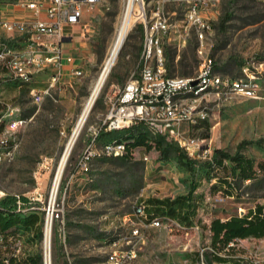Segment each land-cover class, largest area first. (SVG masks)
<instances>
[{
    "label": "rangeland",
    "instance_id": "rangeland-1",
    "mask_svg": "<svg viewBox=\"0 0 264 264\" xmlns=\"http://www.w3.org/2000/svg\"><path fill=\"white\" fill-rule=\"evenodd\" d=\"M17 0H0V5H12ZM147 7L157 0H145ZM162 10L170 19H183L181 0H162ZM124 0H98L83 6L81 22L72 27L73 38L63 43L74 61L71 68L81 74L60 77L50 87L40 103L32 101L31 87L44 88L51 81L52 70L46 69L31 82L14 79L0 65V96L14 107L13 116L27 118L18 136L19 146L11 159L0 162V200L9 196L20 203L8 206L19 213L36 211L40 215V230L19 233L18 239L0 244V256L6 264H14L29 255H38L43 264V222L49 205V195L64 144L78 117L91 85L108 54L120 23ZM228 15L221 28V20ZM213 31L207 39V51L215 69L222 75L239 76L244 64L258 66L261 98H246L238 94L208 93L192 99L194 110L203 109L207 116L198 126L183 124L181 131L191 139L206 137L211 152L219 149L234 154L241 152L255 162L264 160V0H215L210 15ZM110 69L85 123L66 160L57 185L51 210V264H112L108 258L111 243L119 250L128 248L131 223L140 202L149 197L174 198L186 194L191 182H201L193 196L197 210L185 227L169 231L164 225L149 227L135 243L136 256L124 264H221L212 260L209 224L214 217L245 212L256 203L264 205V171L256 179L235 182L232 196L211 192L204 179L205 159L196 155L193 172L173 149H166L160 135L147 132L148 147L138 145L127 157H97L86 174L78 173L69 181L70 173L82 152L90 133L108 108L113 96L129 76L137 71L142 35L136 21ZM4 30L0 27V34ZM1 38V37H0ZM197 42L191 34L185 38L179 31L170 35L164 53L172 75L191 76L198 72L201 59ZM262 63V64H260ZM72 70V69H70ZM6 111L0 104V113ZM130 134L146 131L135 124ZM64 131V134L61 133ZM126 130L100 134V138L126 139ZM148 155V161L142 159ZM146 203V201H145ZM184 225V223L182 222ZM19 247V249L16 248ZM113 248V247H112ZM233 254L236 264H264V240H238ZM224 251L220 256H224ZM234 264V263H227Z\"/></svg>",
    "mask_w": 264,
    "mask_h": 264
},
{
    "label": "built area",
    "instance_id": "built-area-1",
    "mask_svg": "<svg viewBox=\"0 0 264 264\" xmlns=\"http://www.w3.org/2000/svg\"><path fill=\"white\" fill-rule=\"evenodd\" d=\"M97 1L17 0L12 5L25 10L23 16L18 18L8 17L10 9L0 5V26L9 33L8 37L0 40V65L21 82H31L35 74L46 69L52 70L51 81L47 86L29 89L34 103H40L43 96L49 93L50 87L62 76V45L73 38L72 27L81 22L83 6H91ZM129 1L124 0L125 7ZM161 1L157 0L156 4L147 7L145 0H131V27L136 21L142 27L137 71L108 98L107 111L100 122L89 129L88 140L78 157L75 170L69 175V181L75 179L78 173L89 172L97 157L124 156L128 149L123 139H101L100 134L126 129L136 123H142L149 134L177 141L190 156L196 155L211 161L213 152L204 142L206 137L191 139L181 131L183 124L196 126L207 116L203 109L194 110L192 99L208 93L225 96L238 94L254 99L262 97L261 70L258 66L244 64L239 76L222 75L215 69L214 61L206 50L208 36L213 31L210 15L215 0H181L184 12L180 22L170 19L163 12ZM176 30L185 38L193 34L197 42L196 52L201 62L194 75L169 73L164 47ZM66 59L71 61L73 57L67 55ZM72 74L79 75L81 70L74 68ZM0 104L6 107V111L0 113L1 162L14 156L20 142L18 132L28 119L13 116L14 107L4 102L1 96ZM61 133L64 134V131ZM129 152L134 154L133 149ZM142 159L148 161V155H143ZM16 202L20 203L19 198ZM135 216L134 220L128 219L131 223L130 238L125 241L128 248L119 250L114 247L117 242L111 243L108 258L112 264H124L135 257V243L143 238L144 230L149 227L164 225L169 231L186 228L171 217L148 219L142 206H137ZM235 243L236 240H232L228 246H234Z\"/></svg>",
    "mask_w": 264,
    "mask_h": 264
},
{
    "label": "trees",
    "instance_id": "trees-1",
    "mask_svg": "<svg viewBox=\"0 0 264 264\" xmlns=\"http://www.w3.org/2000/svg\"><path fill=\"white\" fill-rule=\"evenodd\" d=\"M226 15L220 22L221 28L226 21ZM137 29L142 35L141 25H137ZM170 73V72H169ZM171 74V73H170ZM202 120L196 126L203 123ZM142 124V123H136ZM135 125V124H134ZM133 125V126H134ZM143 125V124H142ZM133 126L126 128L124 134L126 139L123 141L126 144L128 151L122 157L132 155L129 151L138 145H148L147 131H140L136 134H130ZM124 130V129H122ZM116 131V130H114ZM114 131L104 134H112ZM163 137L166 149H173L177 157L184 160L187 167L193 172L194 160L189 158L183 148L177 142L170 138ZM202 173L204 179L209 182L211 192H222L225 195H233L235 192V182L249 179H256L260 172L264 171V160L255 162L251 157L236 152L229 154L219 149L213 151L211 161L203 162ZM201 182H191L189 190L186 194L177 195L174 198H158L149 197L145 201L140 202L137 206H142L143 213L148 219L153 217L159 218H175L181 223L190 222L197 210V203L202 194L193 196ZM16 203L14 196H9L0 200V244L8 243L9 239H18V234L21 232H32V237L40 230L38 226L41 218L38 212L29 211L22 214L12 210L8 204ZM210 230V247L212 251V260L226 261L225 257L219 256L217 253L229 248L228 243L237 238H245L247 236L263 237L264 236V210L263 205L256 203L254 209H248L246 213L239 216L233 214L225 220L219 217L211 219L209 224ZM38 255H29L24 259L15 260L14 264H39ZM6 256H0V264H6ZM236 264V261L233 262Z\"/></svg>",
    "mask_w": 264,
    "mask_h": 264
},
{
    "label": "bare ground",
    "instance_id": "bare-ground-1",
    "mask_svg": "<svg viewBox=\"0 0 264 264\" xmlns=\"http://www.w3.org/2000/svg\"><path fill=\"white\" fill-rule=\"evenodd\" d=\"M130 7H131V0L129 1V4L126 7L124 6L123 8L120 23L118 25L113 41L109 47L108 54L103 61L102 67L98 75L96 76L95 80L93 81L91 85L89 94L86 97L83 103V106L81 108V111L73 124V127L67 137L62 153L60 155L58 165L55 170V175L53 177L51 190H50L49 205H48V208L46 209V213L44 216V222H43V241H42L43 242V264H51L50 244H51L52 221H53V215H52L53 213H52L51 207L54 202V197L57 191V185H58L59 179L61 177L66 160L85 123L88 113L90 112L92 103L96 99L103 82L105 81L110 69L114 65V62L119 54V51L124 44L126 36L128 32L130 31V27L133 21V18L131 17Z\"/></svg>",
    "mask_w": 264,
    "mask_h": 264
},
{
    "label": "crops",
    "instance_id": "crops-1",
    "mask_svg": "<svg viewBox=\"0 0 264 264\" xmlns=\"http://www.w3.org/2000/svg\"><path fill=\"white\" fill-rule=\"evenodd\" d=\"M3 7L4 8H6V7H8L10 10L8 11V13H7V16L8 17H14V18H18V17H21V16H23V14L25 13V10L23 9V8H20V7H14L13 5H9V4H7V5H3ZM1 27V26H0ZM9 36V33L8 32H6V31H4L3 33H1L0 34V40L1 39H4V38H6V37H8ZM63 55H64V58H63V70H62V76L61 77H66V76H69V75H71L72 74V70L74 69V68H71V66L72 65H75V64H73V61H74V57H73V59L71 60V61H68L67 59H66V56L67 55H70V54H68V52L67 51H65V52H63ZM70 69H72V70H70ZM41 73L42 72H40V73H37V74H35L34 75V77L33 78H38L40 75H41ZM246 181V180H245ZM230 196H232V195H230ZM263 205V204H262ZM248 209H251V210H253L254 209V207L253 208H248ZM247 209V210H248ZM247 210L245 211V212H238V213H233V214H237V215H239V216H241V215H243L244 213H246L247 212ZM263 210H264V205H263ZM233 214H229L228 216H226V217H224V218H222V217H219L221 220H225V219H227L229 216H231V215H233ZM215 218V217H214ZM213 219V218H212ZM249 239H257V240H264V236L263 237H254V236H247V237H245V238H237L236 239V242L238 241V240H249ZM235 250V248H234V246H230L229 248L227 247V248H225L224 250H222V251H224V256H221V257H225L226 258V261H219L221 264H227V263H233L234 261H237L234 257L235 256H237V254H233L232 252ZM222 251H219L217 254L220 256V252H222Z\"/></svg>",
    "mask_w": 264,
    "mask_h": 264
},
{
    "label": "water",
    "instance_id": "water-1",
    "mask_svg": "<svg viewBox=\"0 0 264 264\" xmlns=\"http://www.w3.org/2000/svg\"><path fill=\"white\" fill-rule=\"evenodd\" d=\"M95 101V100H94ZM93 104H94V102L92 103V106H93ZM92 106H91V108H92ZM91 108H90V110H91Z\"/></svg>",
    "mask_w": 264,
    "mask_h": 264
}]
</instances>
